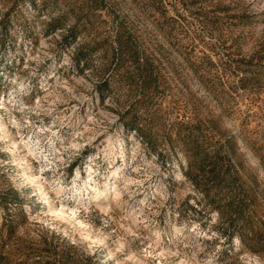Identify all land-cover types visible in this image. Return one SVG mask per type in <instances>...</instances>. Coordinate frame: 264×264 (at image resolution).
I'll use <instances>...</instances> for the list:
<instances>
[{
  "label": "clouds",
  "instance_id": "clouds-1",
  "mask_svg": "<svg viewBox=\"0 0 264 264\" xmlns=\"http://www.w3.org/2000/svg\"><path fill=\"white\" fill-rule=\"evenodd\" d=\"M0 264H264V0H0Z\"/></svg>",
  "mask_w": 264,
  "mask_h": 264
},
{
  "label": "rangeland",
  "instance_id": "rangeland-1",
  "mask_svg": "<svg viewBox=\"0 0 264 264\" xmlns=\"http://www.w3.org/2000/svg\"><path fill=\"white\" fill-rule=\"evenodd\" d=\"M7 197H5V199H6Z\"/></svg>",
  "mask_w": 264,
  "mask_h": 264
}]
</instances>
